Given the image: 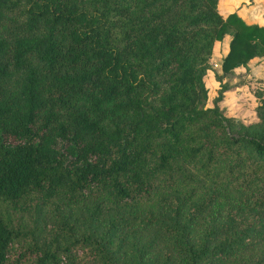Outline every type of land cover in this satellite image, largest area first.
Instances as JSON below:
<instances>
[{
    "label": "trees",
    "instance_id": "1",
    "mask_svg": "<svg viewBox=\"0 0 264 264\" xmlns=\"http://www.w3.org/2000/svg\"><path fill=\"white\" fill-rule=\"evenodd\" d=\"M217 6L0 0V264H264V86L218 104L264 26Z\"/></svg>",
    "mask_w": 264,
    "mask_h": 264
},
{
    "label": "rangeland",
    "instance_id": "2",
    "mask_svg": "<svg viewBox=\"0 0 264 264\" xmlns=\"http://www.w3.org/2000/svg\"><path fill=\"white\" fill-rule=\"evenodd\" d=\"M217 60L209 58L210 69L207 70L204 78L209 89L207 106H211L213 97L217 95L220 88L216 75L221 73L217 66ZM261 65H264L261 63ZM258 66V65H256ZM260 69V66H258ZM226 86L223 91V98L219 101L221 111L227 116H234L238 122L249 123L256 121L255 106L258 103L256 90L264 86V68L258 70L246 69L243 66L235 68L234 72L222 79Z\"/></svg>",
    "mask_w": 264,
    "mask_h": 264
},
{
    "label": "crops",
    "instance_id": "3",
    "mask_svg": "<svg viewBox=\"0 0 264 264\" xmlns=\"http://www.w3.org/2000/svg\"><path fill=\"white\" fill-rule=\"evenodd\" d=\"M218 11L222 16H226L229 13H236L246 23H256L264 26V0H218ZM230 34H225L221 40H217L214 43L212 57L218 62L217 66L221 70V62L223 56L229 49ZM264 56H254L247 62L248 70H258L264 68ZM260 69H258V66ZM246 68V67H245Z\"/></svg>",
    "mask_w": 264,
    "mask_h": 264
}]
</instances>
